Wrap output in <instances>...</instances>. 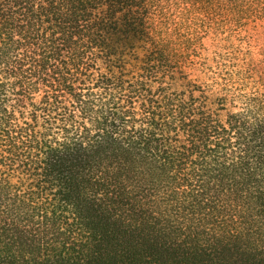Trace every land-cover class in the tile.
I'll use <instances>...</instances> for the list:
<instances>
[{
  "label": "trees",
  "instance_id": "trees-1",
  "mask_svg": "<svg viewBox=\"0 0 264 264\" xmlns=\"http://www.w3.org/2000/svg\"><path fill=\"white\" fill-rule=\"evenodd\" d=\"M163 1L0 0V264H264V77Z\"/></svg>",
  "mask_w": 264,
  "mask_h": 264
},
{
  "label": "rangeland",
  "instance_id": "rangeland-1",
  "mask_svg": "<svg viewBox=\"0 0 264 264\" xmlns=\"http://www.w3.org/2000/svg\"><path fill=\"white\" fill-rule=\"evenodd\" d=\"M162 12L195 29V53L203 62L194 71L199 79L246 67L264 77V0H213L203 14L180 0H164Z\"/></svg>",
  "mask_w": 264,
  "mask_h": 264
}]
</instances>
